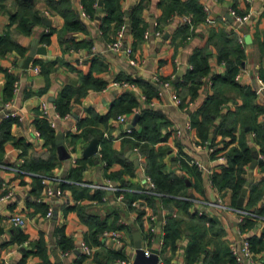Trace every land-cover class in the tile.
Instances as JSON below:
<instances>
[{
  "label": "crops",
  "instance_id": "0c3cea01",
  "mask_svg": "<svg viewBox=\"0 0 264 264\" xmlns=\"http://www.w3.org/2000/svg\"><path fill=\"white\" fill-rule=\"evenodd\" d=\"M29 1L41 17L29 34L19 33L16 22L11 21L10 15L18 9L12 0H2L3 7L0 11V38L6 37L3 46L9 48L12 39L20 47L8 49L0 56V67L13 74L17 83L13 94L5 100L6 75L0 69V107L3 102L11 101L10 109L18 114V117H12L15 118L10 126L12 140L0 150V164H4L0 166V195H6L0 200V264L5 261L9 264H42L44 259L54 264H89L97 251L98 256H102L101 249L123 253L124 257L117 259L115 264H121V260L125 264H132L135 257L133 233L136 230L140 233L142 247L149 253L158 255L157 264H186L192 234L188 223L192 214L201 216L203 220L206 230L203 247L210 253L221 252L225 246L230 250L233 242L238 243L242 237L247 236L254 254L261 257L264 254V223L248 218L238 222L235 213L212 204L221 200L222 204L231 208L241 207L255 211L260 207L261 199L249 209L246 206L247 196L251 184L263 177L264 171L259 165L263 156L259 152L253 130L241 132L240 121L228 120L227 124L235 126L231 133L216 131L215 126L221 122L222 115L224 117L237 111L244 103V97L226 84L216 86L215 90L212 77L225 76L229 65L218 59L214 43L209 42V38L216 41L220 31L236 35L243 49V58L235 80L252 92L253 102L261 107L258 120L263 122L264 0H198L205 13L202 20L197 21L190 14L174 11L168 16L166 23L161 21L164 7L161 1L146 0L141 11L145 27L151 33L154 30L161 32L159 36L151 34L147 38L144 33L140 37L133 35L127 26L131 12L141 0H121L125 22L110 31L113 41H120L122 44L118 51L108 47L109 41L102 37L99 30L103 0L101 9L97 0L94 17L84 9L81 0H68L77 19L84 23L86 29L66 30L64 33L62 29L66 19L50 8L48 0ZM231 7L239 13H250L249 18L243 23H237L229 13ZM81 9L86 11L88 17L80 14ZM207 15L213 19V23L205 22ZM183 16L189 17L191 24L183 21ZM183 24L189 26V34L186 36ZM51 27L54 28L52 34L43 38ZM61 35L63 39L73 36L76 40H89L90 43L63 49L66 41L60 40ZM33 47L29 65L24 67V59ZM124 47L131 48L130 55L123 52ZM203 47H206L208 53V73L196 88L189 85L177 90L174 84L190 67L189 60L193 52ZM34 67L39 70L35 72ZM161 76L173 79L161 80ZM177 77L178 80L175 81ZM129 78L161 83L159 96L148 100L145 88L135 81H129ZM116 81L131 84L115 85ZM164 82L168 84L164 85ZM80 84L84 85V90L86 88L85 92L77 98L79 94L74 91L64 98V103L68 102V109L64 113L59 112L55 102L65 88ZM217 88L224 97L220 114L203 139L193 123V116H199L198 111L206 98L217 91ZM124 93L134 96L137 106L128 112L110 115L118 99V106L125 104V101H120ZM175 98L180 101L177 103ZM43 101H47L59 113V117L55 118V127L50 126L48 119L42 115ZM147 107L160 111L168 122L161 127V139L153 143V147L155 150L167 148L169 152L163 157L164 170L184 178L187 193L169 196L189 201L186 210L181 206L183 202L163 205L160 199L163 194L155 190L152 177L144 169L146 155L140 153L138 146L131 147L124 141L131 137L132 129L141 130L138 124L139 114ZM119 115L124 120H120ZM1 116L0 112V122L3 119ZM135 116L136 121L132 123ZM43 122L55 134L53 148L46 143L40 126ZM87 127L98 130V135L93 137L98 139L97 152L90 156H84L83 151L93 138L89 141L78 138L76 143H72L70 136L82 133ZM59 133H63V145L69 153L68 158L58 157L56 140ZM241 141L257 153L242 174L247 179L246 183L249 180L251 182L248 186L244 184L247 191L243 205L239 206L237 199L241 193L233 202L232 188L220 187L213 177L228 167L227 154L232 147H239ZM210 146H215L213 151L209 150ZM219 147L220 151L217 150ZM103 148L109 153L110 165L103 159ZM221 154L225 157L223 160L218 158ZM48 159L51 160V165L45 169L41 160ZM191 159L198 160L202 167L192 163ZM253 159L257 162L251 167ZM124 160L133 166L132 173L131 168H126ZM81 166L83 167L80 168ZM110 174L119 177L111 178ZM42 178H46V183L53 187L52 194H46ZM107 179L120 187L122 194L123 190H128L155 196L150 204H144V212L139 217L137 210L129 208L125 203L124 196L119 200L118 193L99 186L105 184ZM58 189L60 193H57ZM141 201L145 202L139 198L133 200L131 205L135 206ZM50 207L52 215L46 216ZM12 213L20 214L25 224L16 226L12 223ZM122 219L125 221L123 224L120 223ZM171 219L179 222V236L174 244L165 237L168 220ZM96 223L115 225L111 229L121 230L124 243L117 245L112 239L103 238L102 234L99 236L100 245L93 243L91 233ZM62 239L63 244L60 243ZM81 242L92 247L91 253L87 254L79 248ZM204 253L201 252L193 264H203ZM80 254L87 257L79 261Z\"/></svg>",
  "mask_w": 264,
  "mask_h": 264
},
{
  "label": "trees",
  "instance_id": "16d2710c",
  "mask_svg": "<svg viewBox=\"0 0 264 264\" xmlns=\"http://www.w3.org/2000/svg\"><path fill=\"white\" fill-rule=\"evenodd\" d=\"M13 3L17 6V10L13 11L10 15L11 21L16 22L17 30L19 33L22 34H29L32 30L34 24L41 20L39 14L33 9V3L29 0H12ZM146 0H141L137 6L134 7L133 11L131 12L129 23H128V31L137 37L143 36L144 31L146 30L144 21L141 16V11L145 6ZM161 4H163V16L161 17V21L166 23L168 20V16H171L172 12L177 11L181 14H190L192 15L197 21L202 20L205 16V13L202 10V6L200 5L198 0H160ZM84 9L90 14L91 17H94L97 12V7L95 4L97 0H81ZM50 8L56 11V14L62 16L66 19L65 26L62 29L64 33L66 30H85L86 27L84 23L77 19L75 12L71 8L68 0H48ZM160 4V5H161ZM2 0H0V11ZM125 22V12L121 9V0H103V9H102V16L99 20V30L101 31L102 37L112 42L113 38L110 37V31L114 27H118ZM114 24V26H112ZM183 31L184 35L189 34V26L183 24ZM157 28V27H156ZM54 28L51 27L49 33L43 35V38H46L52 34ZM218 39L216 41H212L209 38V42H213L214 46L217 51L218 59L221 61H225L229 68L227 70V74L225 76L214 75L212 77V82L216 86L226 84L229 85L230 88L235 89L239 93H241L244 97V103L239 106L240 108L235 111L231 112L223 117L219 123L216 124L215 128L217 132L222 133H231L235 126H231L227 124V121L235 120L240 121L241 125V132L245 130H253L256 134V139L259 144V152L262 154L263 158L260 159L259 165L260 168L264 171V123L258 120V116L261 113V107H259L256 103L253 102L252 92L249 91L246 87L241 86L235 80V74L239 70V65L241 59L243 58V49L237 41L236 35H228L224 31H220L217 34ZM6 37L0 38V56H3L4 53L8 49H16L20 48L19 45L11 39L10 47L3 46L4 39ZM60 40H64L63 44H65L63 49H69L70 47H77L79 45L90 43L89 40L86 41H79L76 40L73 36L68 39H63L62 35L60 36ZM208 53L206 47L197 48L190 60V67L187 68L185 74L182 76L180 80H178L174 86L178 90L180 88H187V86L191 85L194 88L199 86L201 83L202 77L208 73L209 71V64H208ZM0 69L5 71L6 75V82L4 86V97L5 100L8 99L14 91V82L16 78L13 74L7 71L5 68ZM161 80H169L173 79L170 76H161ZM129 81H135L141 84L146 91V97L150 100L152 97L159 96V87L161 83H153L147 80H143L141 78H129ZM85 83L86 80H83ZM158 85V87H157ZM88 88V87H87ZM84 85L81 84L77 87L67 86L62 93L59 100H57L56 107L59 112L64 113L68 109V102L64 103V98H67L69 95H72L74 91L78 96L77 98L82 95L84 91ZM223 94L215 91L213 94L209 95L201 109L198 111L199 116H193V123L196 126L197 132L199 136L203 139L207 137L209 127L213 124L215 118L220 114V107L223 102ZM118 101L115 104L114 109H112L111 114L116 115L118 112L121 111H130L133 107L137 106L136 100L134 96L124 93L120 97V101H125L123 106H118ZM15 120V118L7 117L3 118L0 122V150L4 149L5 144L12 140V136L10 133V126L11 123ZM38 122V120H37ZM168 122L165 120L164 116L161 114L160 111L157 109L147 107L141 110L138 118V124L141 127L140 131H136L135 129L131 130V137L125 138L127 144L132 146H138L140 153L146 155V159L144 162V169L147 174H149L154 183H155V190L161 192L163 195L160 197L163 205L167 203L176 204L178 202H183L182 207L186 210L188 205L190 204L189 201H183L177 199L175 196L177 195H185L186 189L185 185L183 184V179L174 175L173 173H168L164 170L165 163L163 161V157L165 156L166 152L169 150L167 148H160L159 150H155L153 147V143L157 142L161 139L160 137V130L161 127ZM45 122H43L42 130L46 137V143L49 144L50 148L54 147V138L55 134L53 130L49 129ZM98 135V130L92 127H87L83 130L80 134H70L72 143H76L78 138H82L86 141L91 140L93 137ZM16 144V142H14ZM220 147L217 148L220 151ZM103 155V159L107 161V165H110V158L108 156V152L101 150ZM257 153L256 150H252L249 148L243 141L240 142V146L232 147L227 157L229 159L228 167L224 168L221 174H215L213 180L217 185L220 187L229 186L232 188L233 192V199L232 201L235 202V198L241 193V190L246 183L247 179L242 175L245 171V167ZM183 160V159H182ZM42 166L45 169H48L51 165V160L48 161L41 160ZM126 168L129 170L130 173L133 172V166L130 163L123 161ZM81 166L80 168H82ZM111 175V174H110ZM119 177V175L112 174L111 178ZM123 196L125 203L128 204L129 208L137 210L138 216L140 217L144 212V204H150V200H152L153 195H149L145 192H132L128 190H123ZM97 195H99V192ZM175 195L174 197H170L169 195ZM159 197V196H158ZM142 198L145 202L141 201L138 202L137 205L132 206L131 202L133 200ZM261 199V205L255 211L261 215H264V176L261 177L258 181L251 184L249 188V194L247 196L246 206L247 208H252V204L257 202ZM173 209V208H172ZM198 218V219H197ZM113 224V223H112ZM178 224L176 220L171 219L168 220V224L166 227V240H169L170 243L174 244L175 239L179 236L178 234ZM247 224V223H246ZM120 225V224H119ZM115 227V225H107L104 223H96L93 232L91 233V241L96 245H100L99 236L103 233L106 229H111ZM188 228L191 231V241L190 245L187 249V256H186V264H193L196 260H198L200 253H204V263L203 264H227L228 262L231 264H240L237 263L231 254L230 250L227 246L221 250V252L217 251L214 253H210L209 250L203 247L204 240L203 236L206 233V230L203 225V220H201V216H196L195 214L191 215V219L188 223ZM63 244V239L60 242ZM38 246V245H37ZM72 247V245H70ZM75 247V246H73ZM41 247H39L40 250ZM103 251L102 256H98V252L93 254V258L89 264H115L117 259H121L124 257L123 253L120 251H115L113 249H101ZM87 256L84 254L79 255V261H82ZM42 264H54L44 259Z\"/></svg>",
  "mask_w": 264,
  "mask_h": 264
},
{
  "label": "built area",
  "instance_id": "2783aa9c",
  "mask_svg": "<svg viewBox=\"0 0 264 264\" xmlns=\"http://www.w3.org/2000/svg\"><path fill=\"white\" fill-rule=\"evenodd\" d=\"M229 13H230V15L233 16V18L235 19V21L237 23H243L250 16V13H239L237 11V9H235L234 7H231L229 9ZM80 14H82L85 17H88V14L86 13V11L84 9L80 10ZM183 21L191 24V19L187 16H183ZM205 22L209 23V24L213 23V19L209 15H207L205 17ZM151 34L159 36L161 34V32L159 30H154L151 33L147 29L144 31V37L145 38L149 37ZM121 46H122V44L120 43V41L114 40V41L108 43V47L113 51L120 50ZM123 52L125 54L130 55L132 51H131L130 47H124ZM34 70H35V72H37L39 69H38V67H34ZM114 84L115 85H120V84L129 85L131 83H129L127 81H122V82L116 81V82H114ZM167 84H168V82H164V85H167ZM16 85H17V83L15 81L14 90L17 88ZM175 101L178 103L180 100H179V98H175ZM10 106H11V101L3 102L2 106L0 107V112L2 113L1 118L18 117V114L16 113V111L10 109ZM262 110H263L262 121L264 123V94H263V100H262ZM42 115L46 119H48L50 126L55 127V118L59 117V113L56 110H53L47 101L42 102ZM119 119L124 120V117L122 115H119ZM37 135H39L38 132H37ZM214 148H215V146H210L209 150L213 151ZM218 158L220 160H223L225 157L223 156V154H221L218 156ZM191 162L196 164L199 167H202V164L196 159H191ZM0 166H4V164H0ZM13 169H15V168H13ZM41 180L45 185L46 194H48V195L52 194L54 192V189L51 185H48L46 183L47 179L42 178ZM99 186H102L103 189H108L109 191L118 193L117 199H119V200L123 199V194L120 192L122 189L118 186H115L114 183L110 179H107L105 184H102ZM60 192H61L60 189H58L57 193H60ZM5 196L6 195H0V200L4 199ZM103 198L104 199L106 198L105 195L103 196ZM212 204H214L215 206H218V207H222L226 211H232L233 213H235L236 216L238 217V219H237L238 222H242L245 218H248V219H251L253 221H259V222L264 223V215H260L255 211H250V210H247V209L241 208V207L231 208V207H228L227 205L222 204L221 200L217 201V203H212ZM51 215H52V208L50 207L48 209V211L46 212V216H51ZM10 221L12 223H14L16 226H23L25 224L24 218L20 214H16V213H12L10 215ZM120 223L123 224V223H125V221L122 219V220H120ZM151 230H153V228ZM102 237L112 239V241L114 243H116L117 245H121L124 243L123 234H122L120 229L104 230L102 233ZM79 248L87 254L91 253V251H92V247L87 245L84 242H81L79 244ZM230 252L233 255V257L237 263H241V264H264V254L261 257L258 256L257 254L256 255L254 254L253 248H252V243L247 236L242 237V239L238 243L233 242L230 246ZM145 253L147 255L150 254L147 250H145ZM120 263L125 264L126 262L124 260H121ZM4 264H9V263H7V261H5Z\"/></svg>",
  "mask_w": 264,
  "mask_h": 264
},
{
  "label": "water",
  "instance_id": "95a60500",
  "mask_svg": "<svg viewBox=\"0 0 264 264\" xmlns=\"http://www.w3.org/2000/svg\"><path fill=\"white\" fill-rule=\"evenodd\" d=\"M101 3H102V0H98L99 9H101ZM97 18L99 19V16H97ZM33 52H34V47L30 50L29 55L24 59V62H23L24 67H28L29 62L32 58ZM179 74H181V73H179ZM177 80H178V77L175 79V81H177ZM136 118H137V116H135L132 123H135ZM97 142H98V139L93 138L89 142V144L85 147V149L83 151V155L84 156H90L93 153L97 152ZM56 144H57L58 157L60 159L68 158L69 153L67 152L66 148L63 145V133L57 134ZM137 162L138 161H136V163ZM256 162H257V160L253 159V161L251 163V167H254ZM250 182H251V180H249L246 183V186H248ZM246 186L243 187V189L241 190V195L237 199V205H239V206L243 205L244 195L246 194V191H247ZM133 240H134V246H135V257L132 261V264H157L158 263L159 257L156 253H150L148 255L145 253V250L142 247V240H141L139 231L136 230L133 233Z\"/></svg>",
  "mask_w": 264,
  "mask_h": 264
}]
</instances>
